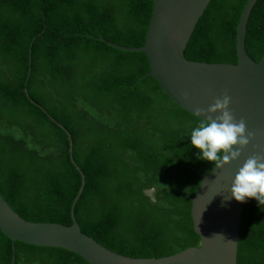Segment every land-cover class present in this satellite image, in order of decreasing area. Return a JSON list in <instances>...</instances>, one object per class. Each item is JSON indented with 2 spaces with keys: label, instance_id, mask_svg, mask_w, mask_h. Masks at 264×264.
<instances>
[{
  "label": "trees",
  "instance_id": "trees-1",
  "mask_svg": "<svg viewBox=\"0 0 264 264\" xmlns=\"http://www.w3.org/2000/svg\"><path fill=\"white\" fill-rule=\"evenodd\" d=\"M247 0H210L185 50L195 62L237 64ZM154 0H0V193L31 222L71 226L134 258L199 245L192 201L215 163L198 159L200 118L152 76L142 47ZM245 49L264 54V0L250 12ZM35 102V103H33ZM54 119L57 121L55 122ZM147 189H154L151 196ZM89 264L62 248L13 241L0 230V264ZM237 264H264V205L244 204Z\"/></svg>",
  "mask_w": 264,
  "mask_h": 264
},
{
  "label": "water",
  "instance_id": "water-1",
  "mask_svg": "<svg viewBox=\"0 0 264 264\" xmlns=\"http://www.w3.org/2000/svg\"><path fill=\"white\" fill-rule=\"evenodd\" d=\"M209 1L154 0L146 43L142 47L120 46L102 38L120 50L146 54L151 70L144 77H154L172 100L198 118L206 117L197 116V107L207 109L214 99L227 92L235 119L243 118L247 130L255 134L237 159L219 168L215 165L208 174H201L202 183L192 201L194 228L202 237L201 243L168 256L134 258L116 253L85 234L75 209L84 191L86 176L73 158L71 133L55 119L68 134L71 159L82 177L71 206L73 224L27 221L0 193V230L13 241L69 250L89 264H237L243 207L256 199L237 202L231 198L230 187L247 158L253 154L264 155V54L255 62L245 49L247 21L257 1L247 0L236 27L237 64L187 59L188 42ZM216 115L219 113H213L212 117ZM237 147L233 146V150Z\"/></svg>",
  "mask_w": 264,
  "mask_h": 264
},
{
  "label": "clouds",
  "instance_id": "clouds-1",
  "mask_svg": "<svg viewBox=\"0 0 264 264\" xmlns=\"http://www.w3.org/2000/svg\"><path fill=\"white\" fill-rule=\"evenodd\" d=\"M231 97L227 92L213 100L207 109L197 107L195 113L200 118L190 133L191 146L198 150V159L214 162L222 167L241 155L254 137L247 130L243 118L237 121L229 108ZM213 113H219L215 118ZM233 146H238L233 150ZM154 189H147L146 195L151 196ZM231 198L237 202H246L254 198L259 205H264V155L253 154L238 170L230 187ZM202 238V237H201Z\"/></svg>",
  "mask_w": 264,
  "mask_h": 264
}]
</instances>
